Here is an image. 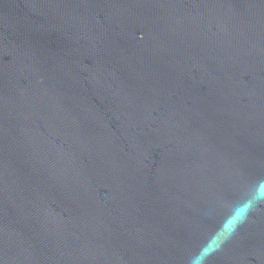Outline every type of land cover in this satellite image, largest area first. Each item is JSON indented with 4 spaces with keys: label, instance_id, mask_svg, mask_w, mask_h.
Listing matches in <instances>:
<instances>
[{
    "label": "water",
    "instance_id": "obj_1",
    "mask_svg": "<svg viewBox=\"0 0 264 264\" xmlns=\"http://www.w3.org/2000/svg\"><path fill=\"white\" fill-rule=\"evenodd\" d=\"M0 264H264V0H0Z\"/></svg>",
    "mask_w": 264,
    "mask_h": 264
}]
</instances>
